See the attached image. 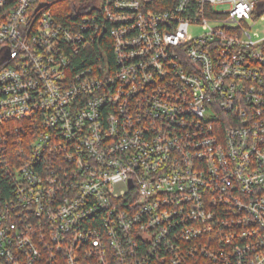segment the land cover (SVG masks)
Segmentation results:
<instances>
[{
  "label": "built area",
  "instance_id": "built-area-1",
  "mask_svg": "<svg viewBox=\"0 0 264 264\" xmlns=\"http://www.w3.org/2000/svg\"><path fill=\"white\" fill-rule=\"evenodd\" d=\"M263 2L0 0V264H264Z\"/></svg>",
  "mask_w": 264,
  "mask_h": 264
},
{
  "label": "trees",
  "instance_id": "trees-1",
  "mask_svg": "<svg viewBox=\"0 0 264 264\" xmlns=\"http://www.w3.org/2000/svg\"><path fill=\"white\" fill-rule=\"evenodd\" d=\"M68 2H64L63 4H60L61 6L63 5L64 11L67 12L68 10ZM264 4V2L262 3ZM107 34L103 36V39L97 43L95 46H93L90 49L84 50L80 56L76 59L75 63L77 65V68H82L84 66H92L97 63H102L104 61V58H102L101 55V47H104L108 53L111 55V51L109 49V40H108ZM11 185L8 182L6 176H4L2 169L0 168V191L3 194H10L11 193ZM192 264H196L193 262Z\"/></svg>",
  "mask_w": 264,
  "mask_h": 264
},
{
  "label": "rangeland",
  "instance_id": "rangeland-1",
  "mask_svg": "<svg viewBox=\"0 0 264 264\" xmlns=\"http://www.w3.org/2000/svg\"><path fill=\"white\" fill-rule=\"evenodd\" d=\"M70 9V4H67ZM221 9L228 8V6H220ZM252 34L254 38L260 39L264 38V14L257 20V22L252 27ZM191 34L193 35H199L203 32L202 28L200 26H193L190 29Z\"/></svg>",
  "mask_w": 264,
  "mask_h": 264
}]
</instances>
